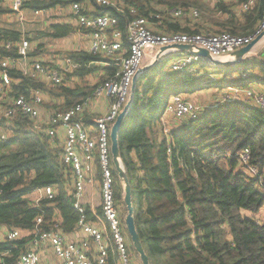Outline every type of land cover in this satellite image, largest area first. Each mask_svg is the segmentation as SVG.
Instances as JSON below:
<instances>
[{"label": "trees", "instance_id": "obj_1", "mask_svg": "<svg viewBox=\"0 0 264 264\" xmlns=\"http://www.w3.org/2000/svg\"><path fill=\"white\" fill-rule=\"evenodd\" d=\"M113 1L123 3V12L91 0H25L24 8H71L81 3L85 13H91L89 7H93V14L116 15L123 31L134 16L131 9L146 17L166 14L173 8L197 9L198 17H167L163 30L227 31L245 37L257 33L264 15V0H255L246 11L241 8L248 0ZM11 13L6 0H0V15ZM76 30L86 32L69 22H51L40 38L62 39ZM21 39L22 32L14 24L0 27V57L19 58L17 44ZM43 45H33L30 60L44 54ZM172 55L139 77L131 111L118 137L132 185L137 231L150 263L264 264V224L256 217L264 206V111L236 100L219 103L196 119L180 120L175 129L168 130L162 118L167 102L176 93L185 95L219 86H264V49L259 57L226 67L198 62L195 71H164ZM64 56L79 64L68 75L78 78L76 86L67 85L68 81L49 85L14 70L15 94L42 88L52 99L62 101L48 105L68 108L85 101L95 87L113 80L118 70L111 59L88 50L66 51ZM97 72L95 83L82 84ZM93 116L86 115V121ZM2 125L10 134L6 141L0 139V227L18 228L23 235L14 240L0 237V264H16L29 247L39 217L43 219L41 230H50L59 222L64 232L71 233L76 231L80 216L68 193L73 181L66 173L59 143L44 131L32 130L31 120L24 115L5 119ZM245 149L249 150L247 165L241 159ZM249 167L256 168L258 175L248 173ZM113 172L116 199L125 204L124 187L114 164ZM49 185L56 188L54 197L36 202L34 190ZM86 214L89 220L95 219L88 207ZM5 252L8 254L3 256ZM109 264H118L115 255Z\"/></svg>", "mask_w": 264, "mask_h": 264}, {"label": "built area", "instance_id": "obj_2", "mask_svg": "<svg viewBox=\"0 0 264 264\" xmlns=\"http://www.w3.org/2000/svg\"><path fill=\"white\" fill-rule=\"evenodd\" d=\"M255 0H248L242 5V10H249ZM25 0H6L12 10L13 21L18 22L22 39L17 44L19 58L0 57V139L9 138V129L2 122L14 119L17 116H27L34 131H44L55 143H59V132L63 131L61 158L66 173L72 176V188L69 196L74 207L79 212L77 231L87 234V238L80 241H69L63 234L59 222L50 230H41L42 217L37 219L35 234L29 242L27 250L22 252L16 264H109L111 256H116L118 264H136L132 254V244L127 233L124 219L121 216V205L116 199V181L113 172L110 132L117 116L124 108L125 99L133 87L134 78L139 70L156 59L158 63L171 54L175 55L169 63L172 71L197 70L198 62L212 64L196 52L171 50L160 54L161 47L174 44H190L209 51L216 59H223L240 48L249 44L255 37L264 31V15L260 21L257 33L254 36H235L227 31L183 33L168 32L163 28V20L167 17L184 18L187 16L198 17L197 9L190 12L181 8L168 10L166 14L157 13L151 17L138 15L136 9H131L134 16L128 21L126 29L119 28L118 17L111 13L93 14L85 13L81 3L71 6L72 23L86 30L89 41V50L93 54H100L111 59L118 66L113 80L96 88L95 92L82 103L60 108L48 105L50 94L42 88H32L26 94L16 95L13 86L12 71H19L23 75L49 85H61L69 80V74L79 67L77 62L64 57L56 59H29V52L33 47L32 41L25 36L22 29L27 23L24 8ZM98 6L115 8L123 12V3L117 4L113 0H91ZM51 9L32 10L37 16H49ZM10 47V44L7 46ZM172 55V57H173ZM171 57V58H172ZM170 58V59H171ZM19 81V80H18ZM233 91L239 88L231 87ZM248 95L252 92L246 91ZM106 96L107 110L100 115L94 114L91 119L95 130L87 126L85 112L92 106V101ZM169 99L163 115H172L176 119H196L203 108L187 100L183 94H174ZM226 98H229L228 96ZM224 102L225 103V99ZM229 102L234 98H229ZM256 106L264 111V94L261 93ZM170 151V150H169ZM82 158L88 163L97 162L101 172L99 195L101 197V212H94L95 220H89L86 207L83 204L86 185L93 182V178L85 168ZM249 150L241 154L244 164H248ZM252 176L258 175V170L249 167ZM264 190V185H263ZM56 188L54 186L39 187L34 190L35 201L42 197L53 198ZM23 235V231L14 228L0 227V237L14 240ZM5 252L3 254L7 255ZM2 260V256H0Z\"/></svg>", "mask_w": 264, "mask_h": 264}, {"label": "crops", "instance_id": "obj_3", "mask_svg": "<svg viewBox=\"0 0 264 264\" xmlns=\"http://www.w3.org/2000/svg\"><path fill=\"white\" fill-rule=\"evenodd\" d=\"M90 12L94 11L96 9H94L93 7H89ZM54 11V15H56V17L53 18V22L54 23H66V22H70L72 21L73 17L71 16V8H64V7H56L50 10V14L51 12ZM49 25V22H46V27ZM69 38L71 39H75L77 42L76 44L72 47L73 48H68L67 46H63L62 49V53H55L54 55L51 54V56L45 57V53L39 55L38 57H36L35 59H56V60H63L64 53L66 51H72V50H80V49H84V50H89V41L88 38L85 34V32L83 31H79L76 30L75 32H73L71 35L67 36V37H63V40H69ZM78 39V40H77ZM255 49V48H254ZM252 54V53H251ZM34 59V60H35ZM165 68V67H164ZM169 68V67H168ZM92 75H96V73H93L91 75L88 76V79L92 76ZM72 79H76V83H79L78 78L76 77H71ZM67 82V85L72 86L70 79ZM96 78V77H95ZM95 83V82H94ZM93 84V83H91ZM253 90L261 92V89H264V86L262 85H258V84H254L252 85ZM213 89H215L213 87ZM211 92H216L212 97H210V102L206 105H204L203 110L201 111V114H203L205 111L209 110V109H213L214 107L217 106V104H219V101L221 99V95L223 94V91L221 92V90H219V93H217V90H211V89H203L202 91H197L194 93H189V94H185L184 96L187 98V100L192 101L194 104H197L198 102H200L199 98L201 96L202 97H206L209 95V93ZM240 96V94H239ZM241 97H243L241 101H244L246 103L252 104V105H256L252 102L251 99H248L245 94L241 95ZM52 101L56 104H60L62 103V101L56 100V98L52 99L49 96V102ZM217 103V104H214ZM223 103V102H222ZM221 104V103H220ZM198 105V104H197ZM108 107V100L106 96H101L98 99H95L92 101V106L90 107V109H87L85 114L89 115L91 113H94L96 115H100L103 114ZM92 119V118H91ZM163 120L165 121V125L167 126L168 130L169 129H175V128H179L180 123H182V121L176 119L175 117H173L172 115H167L163 117ZM87 126L88 128H90L91 130H95V125L94 122L92 120L87 119ZM59 145L61 147L62 145V140H63V131L60 130L59 132ZM83 164L85 166V168L88 170V172L90 173V175L93 178V182L89 183L86 185V189H85V194L83 196V204L84 206L87 208H89L92 213L94 212H100L101 211V197L99 195V189H100V182H101V172H100V167L99 164L97 162L94 163H88L84 158H82ZM95 220V219H94ZM63 234L66 236V238L69 241H80L83 238H87V234L83 233L81 230L76 229L75 232H71V233H67L63 231ZM43 263L46 264L47 263V259L44 258L43 259Z\"/></svg>", "mask_w": 264, "mask_h": 264}, {"label": "water", "instance_id": "obj_4", "mask_svg": "<svg viewBox=\"0 0 264 264\" xmlns=\"http://www.w3.org/2000/svg\"><path fill=\"white\" fill-rule=\"evenodd\" d=\"M264 38V31L259 34L257 37H255L249 44L245 45L244 47L240 48L236 52L232 53L229 56H233L232 59H227L226 57L223 59H216L211 56L208 50L204 48H198L197 51L195 50V47L190 44H174L170 46H164L160 49V54L171 51V50H181V51H190V52H196L198 55L207 58L212 62L213 66H220V67H226L232 64H237L243 62L253 51L255 46ZM228 57V56H227ZM158 63V60L156 59L151 64H148L146 66H143L137 76L134 78L133 82V93L136 92V85L137 80L141 76L142 73L150 70L152 67L156 66ZM134 96V95H133ZM133 101H129L123 110L120 112V114L117 116L115 122L113 123L111 127L110 132V141H111V154H112V162L116 168L118 177L121 179L123 187H124V203L126 205L128 214L124 220L128 235L130 237V240L132 242V245L134 249L136 250L139 259L141 261V264H151L150 259L146 253V250L142 244V241L140 239V236L137 231V226L135 222L134 217V205L132 202V185L130 182V178L127 174V172L124 169V165L121 159V150L119 146V133L122 129V126L128 116V114L131 111Z\"/></svg>", "mask_w": 264, "mask_h": 264}, {"label": "rangeland", "instance_id": "obj_5", "mask_svg": "<svg viewBox=\"0 0 264 264\" xmlns=\"http://www.w3.org/2000/svg\"><path fill=\"white\" fill-rule=\"evenodd\" d=\"M7 2H8V0H7ZM25 12H26V15H27V20H26L27 23L24 24L25 26L22 28L24 30V34H25L26 37H29L30 40L32 39L31 41H32L33 45H37L38 42H42L44 44L43 45L44 46V53L46 54L45 57L51 56V54L54 55L55 53H57V54L58 53H62V50H64V49H62L64 45L67 46L68 48H73L72 45L74 46L76 44L77 41L75 39H71V38H69V40L51 39V38H48V37L40 38V33L42 32V30L47 28L46 27V22L51 23V22H53L52 21L53 18L56 17V15L53 14L54 11H52L49 16L44 15V16H37V17H35V15L32 14V10L30 11V10L26 9ZM13 18H14V16L12 17L11 14L0 15V27L6 26V25H9V24H14L16 27L19 28L20 24L18 22L16 23L15 21H13ZM30 32H32V33H30ZM263 49H264V38L255 46V49H253L252 54H250L246 59L253 58V57H259L260 56L259 54H260V52ZM226 58L230 60V59L233 58V56H228ZM172 59H175V55H173V57L168 60L167 64L165 65L164 71H169L168 67H169V63H170V61ZM216 67H220V66H216ZM170 71H172V70L170 69ZM98 79H99V72H97L96 75H92L89 79H87L86 82H83L82 84H84V85L87 84V83L91 84V83L96 82ZM139 79L140 78H138V80ZM138 80H137V85H138ZM70 82H71L72 86H76V79H72L71 78ZM214 88L217 90V93H219V90H221V92L223 91V94L221 95V99H220L219 103L224 102V98H226L227 96L229 98H234V101L240 100V99L243 100L242 99L243 97H241V95L245 94V96L248 99H251L254 104L258 105L257 101L259 99L260 94L261 93L264 94V89H261L262 91L258 92V91L253 90L252 86H250L248 88H246V87L245 88L234 87V88H239L240 91H233L231 89V87H226V86H223V87L219 86V87H214ZM207 89L208 90L211 89V90L215 91V89H213V88H207ZM95 90H96V87L94 88V90L91 93V95L95 92ZM202 90L203 89H200L199 91H202ZM246 91L252 92L253 95H248V93ZM133 92L134 91H133V87H132V90L130 91V94L125 99L126 102H125L124 105H126L129 101H131V99H132V101H134V96H135L136 92H135V94ZM215 93L216 92H211L206 97H202V98H201V96L198 97L200 102H198L197 104L199 106H201L202 108H204L205 107L204 105H206V104H208L210 102V99H211L210 97H212ZM239 94H240V96H239ZM172 97L173 96H171V98ZM229 98H226L225 102H229L228 101V100H230ZM234 101H232V102H234ZM214 104H217V103H214ZM163 117H164V115L162 114V118ZM247 172L250 173V170L247 169ZM33 196H34V198L36 197L35 194ZM243 213L244 214H250V212H247V211H243ZM127 214H128V211H127L126 205L122 204L121 205V216H122V218L124 220H125ZM256 217L261 223L264 224V206L256 214ZM131 244H132V242H131ZM131 249H132V254L134 256V259L136 260V264H141L139 256L135 252L133 245H132Z\"/></svg>", "mask_w": 264, "mask_h": 264}, {"label": "bare ground", "instance_id": "obj_6", "mask_svg": "<svg viewBox=\"0 0 264 264\" xmlns=\"http://www.w3.org/2000/svg\"><path fill=\"white\" fill-rule=\"evenodd\" d=\"M212 65V64H211Z\"/></svg>", "mask_w": 264, "mask_h": 264}]
</instances>
